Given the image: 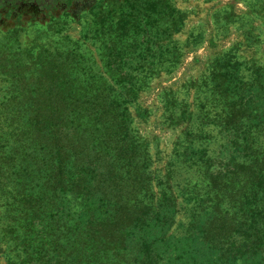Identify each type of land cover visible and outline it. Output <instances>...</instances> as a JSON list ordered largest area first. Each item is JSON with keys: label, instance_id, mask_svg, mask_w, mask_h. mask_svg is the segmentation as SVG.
Instances as JSON below:
<instances>
[{"label": "rangeland", "instance_id": "374dc122", "mask_svg": "<svg viewBox=\"0 0 264 264\" xmlns=\"http://www.w3.org/2000/svg\"><path fill=\"white\" fill-rule=\"evenodd\" d=\"M43 63L60 67L97 180L113 199L142 198L170 175V235H192L209 211L215 222L202 239L241 246L243 184L229 175L249 177L238 164L249 168L250 159L232 161L235 142L245 135L252 154L263 151L264 127L255 135L243 119L230 123L239 102L223 81L238 72L250 85L264 70V0H0V165L11 168L0 179V264H74L79 249L83 264H132L131 253L109 246L133 250L126 236L117 244L77 240L81 196L66 184L57 192L52 146L27 122ZM18 169L24 175L15 179Z\"/></svg>", "mask_w": 264, "mask_h": 264}, {"label": "trees", "instance_id": "16d2710c", "mask_svg": "<svg viewBox=\"0 0 264 264\" xmlns=\"http://www.w3.org/2000/svg\"><path fill=\"white\" fill-rule=\"evenodd\" d=\"M61 74L60 67H52L49 63L41 65L37 72L41 80L28 91L30 99L25 111L28 113L30 129L44 143L50 144L54 151L55 189L60 194L65 191L63 187L66 184L74 195L81 196V211L75 223L78 241L117 244V241H112L113 238L121 237L124 243L126 236L134 242L131 246L133 250H127L126 245L109 246L117 252L131 253L132 264H264V150L252 154L247 137L241 134L236 137L235 157L232 161L247 157L250 159L249 168L244 163L238 164V167L250 171L249 177L241 173L229 175L239 180L243 188L249 189L246 194L241 188L242 199L237 203L240 218L236 224V233L241 246L234 250L202 239V228L208 222H215L212 221L213 213L209 211H204L198 217L199 224L195 221L196 217H193L191 224H198L199 228L192 235L177 238L170 235L177 213L176 199L169 186L170 175H165L156 185L157 190L149 185L142 198L126 202L113 199L109 185L103 180H97L99 165L97 161L89 160V145L85 142L83 124L81 128L77 125L83 116L73 115L66 98L68 89ZM223 87L230 89L225 92L228 97L236 98L239 102L230 112V123L238 124L243 119L247 128L257 130V135L261 127H264V70L255 73L250 85L241 84L238 72L233 75L228 73ZM102 112L109 114V111ZM139 116L143 118L145 111ZM119 127L111 126V129ZM101 129L107 134L110 132L107 123H103ZM185 132L190 133L187 129ZM97 153L95 157L103 159L102 153ZM184 158L185 162L189 161V158ZM151 165L152 162L145 158L143 171L154 181ZM10 169L8 163L0 165V179L5 178ZM15 171H18L15 179L24 175L23 169ZM77 254L78 261H74V264H83L85 253L79 249Z\"/></svg>", "mask_w": 264, "mask_h": 264}]
</instances>
